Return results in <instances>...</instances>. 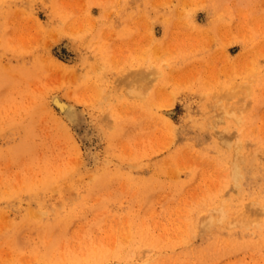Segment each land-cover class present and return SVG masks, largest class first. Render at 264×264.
Segmentation results:
<instances>
[{
  "label": "rangeland",
  "instance_id": "374dc122",
  "mask_svg": "<svg viewBox=\"0 0 264 264\" xmlns=\"http://www.w3.org/2000/svg\"><path fill=\"white\" fill-rule=\"evenodd\" d=\"M153 261L264 264V0H0V264Z\"/></svg>",
  "mask_w": 264,
  "mask_h": 264
},
{
  "label": "bare ground",
  "instance_id": "6f19581e",
  "mask_svg": "<svg viewBox=\"0 0 264 264\" xmlns=\"http://www.w3.org/2000/svg\"><path fill=\"white\" fill-rule=\"evenodd\" d=\"M149 28V27H148ZM153 29V28H152ZM150 34V33H149ZM144 36V35H143ZM83 37V36H82ZM148 37V36H147ZM148 38H150V37H148ZM141 39V38H140ZM137 40V39H136ZM142 40V39H141ZM150 40V39H149ZM143 42H145V41H143ZM155 43V42H154ZM141 44V43H140ZM144 44V43H143ZM142 44V45H143ZM146 48V47H145ZM147 49V51H148V48H146ZM147 51H146V53H147ZM158 52V51H157ZM164 52V51H163ZM145 53V54H146ZM160 53V52H159ZM158 53V54H159ZM160 55H161V53H160ZM158 56V55H157ZM162 57H159V58H163V55H161ZM66 57V56H65ZM244 57V56H243ZM154 58V57H153ZM149 59V58H148ZM250 59V58H249ZM147 60V59H146ZM152 60V59H151ZM150 59H149V61H151ZM162 60V59H161ZM148 61V62H149ZM253 61V60H252ZM142 63H143V61H142ZM146 62L144 61V66H141V63L139 64L140 65V67L141 68H134V69H132V70H130V72L127 74V75H125V79H127L126 81H129V82H133V81H139L140 82V90L142 91V87L145 85V84H149L150 83V80H149V77L151 76V72H152V70H150L149 71V67L151 66L150 64H145ZM75 64V63H74ZM152 64H155L154 62L152 63ZM63 69V68H62ZM61 69V70H62ZM160 69V68H159ZM64 70V69H63ZM73 70H74V68H73ZM71 72H72V70H71ZM75 73V72H74ZM253 73V72H252ZM153 75V74H152ZM121 78V77H120ZM119 78V79H120ZM118 79V80H119ZM153 80V79H152ZM120 81V80H119ZM125 81V82H126ZM121 83H122V81H120ZM127 83V85H128V82H126ZM123 84V83H122ZM115 85V84H114ZM113 85V86H114ZM126 85V86H127ZM112 86V88H114L115 89V86L113 87ZM117 86H118V84H117ZM130 86V90L132 91L131 93H137L138 92V90H139V88H138V86H136V85H134V86H131V85H129ZM119 87H121V86H119ZM159 87V86H158ZM163 89V88H162ZM157 90V89H156ZM125 91V90H124ZM126 92V91H125ZM163 93V92H162ZM69 94H74V93H70V91H69ZM119 94V93H118ZM127 94V93H126ZM159 94H160V92H159ZM70 95V96H71ZM164 95V94H163ZM122 97V96H121ZM160 97V96H159ZM166 97V96H165ZM165 97H162L163 99H164V101H166V100H168L167 98L165 99ZM78 98V97H77ZM161 99V98H160ZM163 99H161V100H163ZM163 101V102H164ZM166 103H167V101H166ZM169 104H171V103H169ZM49 105H50V108H51V110L54 112V114L55 113H59V115L57 116L59 119H60V122L62 123V126L63 127H65V126H70V125H75V123L78 121V119H79V115H78V111H77V108H76V106L72 103V102H70V101H67V100H65V99H63L62 97H60L57 93H54V94H52L51 96H50V98H49ZM166 105H168V104H166ZM220 106V105H219ZM122 107V106H121ZM148 107V106H147ZM152 107V106H151ZM150 109H152V108H150ZM149 109V110H150ZM57 110V111H56ZM114 110V109H113ZM165 110V109H164ZM122 111V110H121ZM227 111H229V110H227ZM111 112V111H110ZM165 112V111H164ZM230 112V111H229ZM109 113V112H108ZM150 113V112H149ZM166 113H169V111H167V109H166ZM107 114V113H106ZM110 115H112L111 113H110ZM115 115V114H114ZM165 115H167V114H165ZM164 115V116H165ZM210 115V114H209ZM165 117H167V116H165ZM164 117V118H165ZM164 118L162 119V120H164ZM55 121V120H54ZM57 121H58V119H57ZM52 124V123H51ZM55 124H57V123H55ZM150 124V123H149ZM58 125V124H57ZM56 126V125H55ZM89 126V125H88ZM56 128H58V126L56 127ZM59 129V128H58ZM56 131V130H55ZM58 131H60V130H58ZM57 131V132H58ZM61 131H62V129H61ZM75 134V133H74ZM61 135H63V134H61ZM88 135V134H87ZM76 136V135H75ZM78 137V136H77ZM89 137V136H88ZM62 139V138H61ZM213 141H215V140H213ZM212 141V142H213ZM67 142V141H66ZM229 143V142H228ZM213 145H214V147H216L217 145L215 144V143H213ZM76 146H77V144H76ZM240 146V145H239ZM238 146V147H239ZM218 147V146H217ZM236 147V146H235ZM219 148V147H218ZM241 150V146L239 147V151ZM230 151H231V149H230ZM230 151H228V155L231 157V156H233V157H231L230 159H231V164H233V166H232V171H233V174L235 175V179H234V181H235V183H234V185H233V188H229V194H234V193H239L240 194V192L242 193V192H244L243 191V189H244V185H245V183L247 184L249 181H251L252 180V178L254 177V175H255V173H256V171H253L252 169H249L248 167H246L244 170L242 169V166H245V161H246V157H245V153H242L241 151L238 153H236V156L235 155H233L232 154V152H230ZM235 154V153H234ZM243 154V155H242ZM249 178H251V179H249ZM233 189V190H232ZM235 189V190H234ZM224 192V191H223ZM232 196H234V195H232ZM240 196V195H239ZM222 197H223V195H222ZM225 197V196H224ZM229 197V196H228ZM227 199V198H226ZM225 199V200H226ZM232 198H231V196H230V200H231ZM224 200V199H223ZM219 201H222V199H220ZM220 203V202H219ZM219 203H217V205L219 206ZM216 204V203H215ZM214 204V206H216ZM231 204V203H230ZM218 206H216V208L218 207ZM225 206V205H224ZM209 207V206H208ZM230 207H228V209H229ZM211 209H212V211H211ZM210 210L208 209L207 211H208V213L207 214H205V215H201L199 218H198V221L196 222L195 221V225H197L198 224V226H199V223H201L202 222V224H203V226H208V225H212V223L214 222V221H216L217 219H219V220H221L220 222H222V220H223V218H224V213H222L221 214V216L219 217H217V215H215V213H214V211L216 210V209H214V208H211ZM252 209H253V207H252ZM214 210V211H213ZM217 210H218V208H217ZM206 211V212H207ZM209 211H211V212H209ZM229 211V210H228ZM232 211V210H231ZM216 212V211H215ZM220 212V211H219ZM217 213V212H216ZM193 214H199V213H197V212H195V213H193ZM219 215V214H218ZM198 216V215H197ZM227 216V215H226ZM226 218V217H225ZM193 219H194V217H193ZM197 220V219H196ZM201 220V221H200ZM45 224V223H44ZM43 224V225H44ZM193 224V225H194ZM43 227V226H42ZM213 227V226H212ZM216 227V226H215ZM45 228V227H44ZM194 228H195V230H196V227L194 226ZM212 229V228H211ZM43 230V229H42ZM207 232V231H206ZM192 234H194V233H192ZM200 234H202V232L200 233ZM219 234V233H218ZM196 235V234H195ZM195 235H193V236H195ZM188 237V236H187ZM214 237V236H213ZM213 237L211 238V240L213 239ZM220 237V236H219ZM216 238V237H215ZM217 239V238H216ZM188 240V239H187ZM186 241V240H185ZM189 242H190V239L188 240ZM219 241H221V240H219ZM216 242V240L215 239H213L212 240V242L210 241V245L211 244H214ZM235 242H237V240L235 239ZM220 243V242H219ZM158 245V244H157ZM216 245V244H215ZM162 250V247H161V249H160V251ZM163 252V251H162ZM195 252V251H194ZM164 255V254H163ZM171 255V254H170ZM168 257V256H167ZM158 258V257H157ZM162 258H164V257H162ZM165 259V258H164ZM158 260H160V258L159 259H157V260H155V261H158ZM166 262V261H165ZM152 264H157L156 262H151ZM162 263V262H161ZM142 264V263H141ZM163 264V263H162Z\"/></svg>",
  "mask_w": 264,
  "mask_h": 264
}]
</instances>
